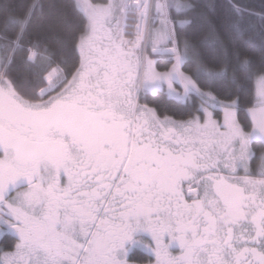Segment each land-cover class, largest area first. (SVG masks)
I'll return each mask as SVG.
<instances>
[{
	"label": "snow or ice",
	"instance_id": "6c2138e0",
	"mask_svg": "<svg viewBox=\"0 0 264 264\" xmlns=\"http://www.w3.org/2000/svg\"><path fill=\"white\" fill-rule=\"evenodd\" d=\"M0 264H264V0H0Z\"/></svg>",
	"mask_w": 264,
	"mask_h": 264
},
{
	"label": "trees",
	"instance_id": "16d2710c",
	"mask_svg": "<svg viewBox=\"0 0 264 264\" xmlns=\"http://www.w3.org/2000/svg\"><path fill=\"white\" fill-rule=\"evenodd\" d=\"M250 2L252 3H259V0H250ZM137 255V254H134V256ZM133 257L131 256L130 259H132Z\"/></svg>",
	"mask_w": 264,
	"mask_h": 264
},
{
	"label": "flooded vegetation",
	"instance_id": "af4514ba",
	"mask_svg": "<svg viewBox=\"0 0 264 264\" xmlns=\"http://www.w3.org/2000/svg\"><path fill=\"white\" fill-rule=\"evenodd\" d=\"M173 251H175V250H173Z\"/></svg>",
	"mask_w": 264,
	"mask_h": 264
},
{
	"label": "rangeland",
	"instance_id": "374dc122",
	"mask_svg": "<svg viewBox=\"0 0 264 264\" xmlns=\"http://www.w3.org/2000/svg\"><path fill=\"white\" fill-rule=\"evenodd\" d=\"M131 257V256H130Z\"/></svg>",
	"mask_w": 264,
	"mask_h": 264
}]
</instances>
